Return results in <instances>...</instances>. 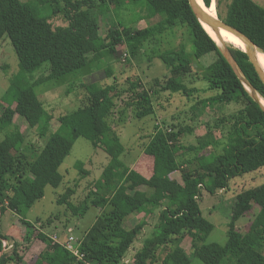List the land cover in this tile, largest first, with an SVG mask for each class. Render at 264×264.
<instances>
[{"label": "trees", "instance_id": "trees-1", "mask_svg": "<svg viewBox=\"0 0 264 264\" xmlns=\"http://www.w3.org/2000/svg\"><path fill=\"white\" fill-rule=\"evenodd\" d=\"M33 1L36 0H0V41L6 34L10 37L20 67L2 99L8 104H0L2 128H13L0 137V220L11 209L22 216L27 229L26 244L22 246L18 242L9 243L11 236L3 234L0 228V264L24 263L22 248L33 242L36 227L25 215L45 196L47 185L58 187L63 182L60 167L79 137L89 139L94 147L105 150L112 158L84 202H73L70 193L58 198L72 216H84L91 205L101 208L95 223L79 237L84 258L77 259L62 243L55 242L52 235L40 230L36 237L45 243V248L31 264H125L127 257L134 258L133 264H151L159 261L162 254L161 264H191L193 257L204 264H264V183L236 196L227 242H206L214 224L203 215L200 206L203 191L214 194L219 188L228 187L232 178L264 168V109L251 97L216 39L195 16L189 1L130 0L147 8L148 18L160 16V20L140 29L119 23L104 32L102 13L111 8L110 2L117 9L121 0H47L51 11L45 16L37 13ZM215 1L219 17L245 32L264 52V6L254 0ZM204 3L213 12V0ZM57 14L63 15L66 26H53L50 18ZM142 19L138 18L136 23ZM179 24L188 26L193 49L189 51L183 45L157 55L171 73L164 83L156 78L148 88L142 81L130 79L124 90L118 89L116 81L102 83L112 74L108 58L125 53L120 45H127L136 57L145 45L155 44L158 35ZM228 46L246 78L264 97V83L248 54L233 44ZM211 52H216L218 58L205 69L203 79L207 81V89L215 93L198 98L197 107L245 99V105L238 111L217 119L222 138L208 130L197 138L196 144L187 147L180 139L185 127L176 129L173 125L163 130L157 124L144 146V154L153 158L150 160L153 173L145 175L123 162L125 147L111 120L116 100L125 92L127 96L122 98L125 110L132 109L135 117L144 118L155 113V95L160 91L193 95L199 88L185 80L197 79L194 64L197 67L200 58ZM45 62L50 63L49 74L32 84L27 81L28 75ZM86 66L91 72L79 84L83 91L78 95L85 97L82 105L58 116L60 126L43 147L27 142L26 134L15 124V113L42 138L55 118L45 108L34 85ZM220 146L222 152L207 153ZM184 153H190L189 157ZM77 167L87 173L83 162H78ZM175 172H180V178L173 177ZM253 203L261 210L248 231L242 232L236 222L251 210ZM156 209H160L156 227L144 238L141 248L132 253L138 235L148 223L143 220L128 228L126 218L134 212L151 214ZM52 221L48 218L42 227H51ZM67 222L65 229L70 228ZM187 236L191 237L190 251L182 246ZM4 241L11 245V252L5 251Z\"/></svg>", "mask_w": 264, "mask_h": 264}, {"label": "rangeland", "instance_id": "rangeland-1", "mask_svg": "<svg viewBox=\"0 0 264 264\" xmlns=\"http://www.w3.org/2000/svg\"><path fill=\"white\" fill-rule=\"evenodd\" d=\"M254 1L264 6V0ZM32 3L37 13L41 16L48 15L51 11L50 3L47 0H36ZM110 6V9H106L102 13L103 32L111 26H118L119 23L137 29L145 28L156 24L161 18L160 16L148 18L146 16L147 8L141 7V3H134L130 0H121V4L117 9H114V2H110ZM225 11L226 7L223 6V15H225ZM217 13L216 1L213 0V14L217 15ZM140 17H143V19L136 23ZM50 22L54 27L67 25L65 18L61 14L52 16ZM227 44L230 43L227 42ZM183 45L187 46L189 51H192V37L188 26L185 24H179L158 35L157 42L155 44L145 45L136 57L132 55L127 45H120L119 48L123 52H128L129 57L126 61H123L122 55L118 58L110 56L108 58L109 67L106 66L112 70V74L110 77H105L102 83L110 84L116 81L118 89L121 90L128 87L130 79L140 80L148 88L154 85L156 78H159V81L164 83L166 78L171 76V73L157 55L165 50L180 48ZM217 58L218 54L216 52H211L201 57L197 63V67L194 64L195 74L198 76L197 79L189 78L190 80H185L188 85L192 87L196 86L200 91L195 92L191 96L183 93L160 91L155 95L156 111L152 115L137 118L134 116L132 109L125 110L124 102L122 101V98L127 96L125 92L121 98L116 100L115 115L111 117V120H114V125L125 147V151L121 156L123 162L136 169L142 167L141 172L144 174L148 173L147 168L149 164L147 159L153 158L143 153L144 146L150 141L157 124L163 130L173 125H175L176 129L185 127L187 130L185 129L180 139L181 143L187 147L196 144L197 138L206 134L208 130L213 131L216 137L222 138V131L217 125V119L238 111L245 105V99L242 98L229 104L209 103L207 106L199 105L197 107L196 101L198 98H207L215 93L207 89V81L203 78L205 69ZM19 69L18 55L10 37L6 34L0 41V104H8V101L5 102L2 99L10 87L12 79L18 74ZM49 72L50 63L45 62L40 68L28 75L27 81L32 84L38 78L48 75ZM90 72L89 66H86L60 78L34 85V90L43 102L45 108L55 118L48 126L46 137L42 138L37 132L30 129L27 121L22 116L15 113V124L26 134L27 142L43 147L49 137L60 126L57 119L58 116L70 113L82 105L85 97L84 95H78L79 92L82 94L81 91H83L79 88V84L85 81V77ZM12 130L13 128L8 130L3 129L0 124V137H5ZM209 151L222 152V147L209 149L207 153ZM184 154L186 155L185 157H189L190 155V153ZM110 159H112L111 156L105 150L94 147L89 139L85 137L76 139L70 154L60 167V172L64 175L63 182L58 187L47 185L45 188V196L36 201L25 215V218L34 223L36 227L34 228L35 235L33 242L28 248H22L23 251L25 249V260L23 264H31L45 248V243L36 237L40 230L52 236L58 234L61 239H65L69 233L64 225L69 220L68 227L74 229L72 234L81 238L95 223L97 216L101 212L100 207L91 205L84 216H72L67 211L66 204L59 203L58 198L61 194L70 193L73 202L77 204L84 202L89 192L95 190V182L101 178L102 172L110 162ZM78 162L84 163V170L87 173L83 174L80 172L77 167ZM173 177L180 178V172L173 173ZM262 183H264V168L232 178L228 187L219 188L214 194L206 190L203 191L200 206L203 215L214 224V229L206 240L207 243L217 242L225 244L227 242L228 228L233 215L236 196L240 192L261 185ZM94 198V196L90 197L89 202ZM260 210L261 207L257 203H253L251 210L245 212L236 222L238 230L247 232L252 220ZM159 212L160 209H157L154 214L146 216L148 217V224L142 230L141 234L138 235L132 253L141 248L145 237L152 234L158 221ZM21 218L22 216L18 213L7 209L1 216L0 228L3 234L11 236L12 240L9 243L18 242L22 246H25L24 236L27 233V229L24 223H22ZM38 218L40 222H36ZM48 218H52L53 224L51 227H42V223L47 221ZM137 221V219L132 220L129 217L127 221L125 220V225L131 228ZM55 226H57V229H55ZM186 240L188 241H185L183 247L187 251H190L191 237L186 238ZM11 250L10 245L5 247L6 252H11ZM159 257V261L156 260L151 264H161L163 254ZM191 264L204 263L197 257H193Z\"/></svg>", "mask_w": 264, "mask_h": 264}, {"label": "water", "instance_id": "water-1", "mask_svg": "<svg viewBox=\"0 0 264 264\" xmlns=\"http://www.w3.org/2000/svg\"><path fill=\"white\" fill-rule=\"evenodd\" d=\"M188 1H189V4H190L195 16L198 18V20L202 24H203V22H207L219 34H220L221 28H226V29L230 30L231 32H233L234 34H236L243 41L244 47L242 49L248 54L250 62L253 64V66H254L256 72L258 73L260 79L264 83V70H263L262 66L260 65L258 58H257V55H256V49H259L260 51H261V49L254 43V41L245 32H243L239 28L235 27L234 25L229 24L228 22H226L225 20L220 18L218 13H217V15H214V14L208 12L204 7H202L197 2V0H188ZM203 26H204V24H203ZM205 29H206V27H205ZM216 41L218 42L224 56L226 57V59L228 60V62L232 66V68L234 69L235 73L238 75V77L244 83V85H245L246 89L248 90V92L250 93L251 97L264 109V106L257 99V94H259V95H261V94L256 90V88L253 86V84L244 75L242 69L240 68L239 64L235 60L227 42L221 36H220V39L216 40Z\"/></svg>", "mask_w": 264, "mask_h": 264}, {"label": "bare ground", "instance_id": "bare-ground-1", "mask_svg": "<svg viewBox=\"0 0 264 264\" xmlns=\"http://www.w3.org/2000/svg\"><path fill=\"white\" fill-rule=\"evenodd\" d=\"M197 2L209 12V10L207 9V7L204 3V0H197ZM211 13L213 14V12H211ZM203 24L206 27V29L208 30V32L213 36L214 39L219 40L220 36H221L226 42L233 44L236 47H239V48L244 47L243 41L236 34L231 32L230 30H228L226 28H221L220 34H219L207 22H203ZM256 55H257V58H258L260 65L262 66V68L264 70V52H261L259 49H256ZM257 99L264 106V98L261 95L257 94Z\"/></svg>", "mask_w": 264, "mask_h": 264}, {"label": "built area", "instance_id": "built-area-1", "mask_svg": "<svg viewBox=\"0 0 264 264\" xmlns=\"http://www.w3.org/2000/svg\"><path fill=\"white\" fill-rule=\"evenodd\" d=\"M129 57L128 52L123 53L122 60L126 61L127 58ZM68 236L64 239L61 240L58 235L52 236L53 240L55 242H60L62 243L72 254H74L77 259L82 260L84 258V253L80 251V246L82 241L79 239V237H76L72 234L74 229L72 227L68 228ZM8 242L4 241V246H8ZM11 246V245H10ZM125 264H133L134 263V258L127 257L124 259ZM86 264H91V263H86Z\"/></svg>", "mask_w": 264, "mask_h": 264}, {"label": "crops", "instance_id": "crops-1", "mask_svg": "<svg viewBox=\"0 0 264 264\" xmlns=\"http://www.w3.org/2000/svg\"><path fill=\"white\" fill-rule=\"evenodd\" d=\"M144 153V152H143ZM147 159V158H146ZM151 159H147V161H148V164H149V167L147 168V171H148V173L147 174H145V175H151L152 173H153V169H152V166H151V161H150ZM132 167V166H131ZM132 168H135V167H132ZM136 169V168H135ZM136 170H138V171H142V167H139V169H136ZM143 189H146L145 187H143ZM157 210V209H156ZM160 213V212H159ZM143 214H145V216H143ZM151 214H154V213H151ZM149 214L148 213H146V212H134V213H132L130 216H128L127 218H126V221L129 219V217H130V219H132V220H135V219H137L138 221L134 224V226L137 224V223H139L140 221H143V220H145L147 223H148V217H146V216H148ZM127 224V223H126ZM133 226V227H134ZM130 228V227H129ZM132 228V227H131ZM186 238H189V236H187ZM186 238L184 239V241H183V243H182V246L184 245V243H185V241H188V240H186ZM191 245V244H190ZM186 249V248H185Z\"/></svg>", "mask_w": 264, "mask_h": 264}]
</instances>
